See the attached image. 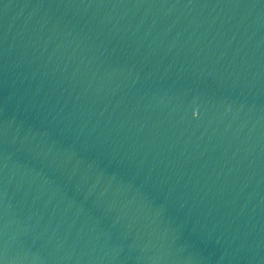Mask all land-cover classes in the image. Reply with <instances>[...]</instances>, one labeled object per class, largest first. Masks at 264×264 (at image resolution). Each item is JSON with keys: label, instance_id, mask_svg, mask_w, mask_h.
Listing matches in <instances>:
<instances>
[{"label": "water", "instance_id": "obj_1", "mask_svg": "<svg viewBox=\"0 0 264 264\" xmlns=\"http://www.w3.org/2000/svg\"><path fill=\"white\" fill-rule=\"evenodd\" d=\"M0 264H264V0H0Z\"/></svg>", "mask_w": 264, "mask_h": 264}]
</instances>
